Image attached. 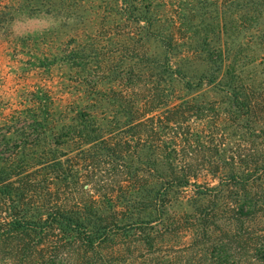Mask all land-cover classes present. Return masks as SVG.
I'll return each mask as SVG.
<instances>
[{
	"label": "trees",
	"instance_id": "1",
	"mask_svg": "<svg viewBox=\"0 0 264 264\" xmlns=\"http://www.w3.org/2000/svg\"><path fill=\"white\" fill-rule=\"evenodd\" d=\"M42 15L78 79L0 144V264H264V0H0Z\"/></svg>",
	"mask_w": 264,
	"mask_h": 264
},
{
	"label": "rangeland",
	"instance_id": "2",
	"mask_svg": "<svg viewBox=\"0 0 264 264\" xmlns=\"http://www.w3.org/2000/svg\"><path fill=\"white\" fill-rule=\"evenodd\" d=\"M57 22L45 15L27 16L12 22L7 30H0V144L15 140L16 130L27 119V108L40 96L47 94L53 102L62 99L65 103L73 91L78 79L76 69L61 62L51 67L41 62L68 39L69 34H61L59 39L53 35L41 39Z\"/></svg>",
	"mask_w": 264,
	"mask_h": 264
}]
</instances>
